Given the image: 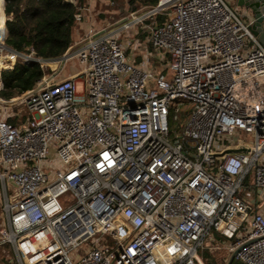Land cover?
Masks as SVG:
<instances>
[{"label": "built area", "instance_id": "2783aa9c", "mask_svg": "<svg viewBox=\"0 0 264 264\" xmlns=\"http://www.w3.org/2000/svg\"><path fill=\"white\" fill-rule=\"evenodd\" d=\"M4 2L0 92L5 70L45 71L32 90L0 96V249L13 263L204 264L219 234L235 260L264 264V45L252 21L226 0H168L132 15L123 30L169 16L149 27L167 56L155 72L91 25L61 59L15 51ZM73 59L80 77L49 72ZM185 102L176 134L170 113L179 119ZM19 108L27 120L8 122Z\"/></svg>", "mask_w": 264, "mask_h": 264}, {"label": "trees", "instance_id": "16d2710c", "mask_svg": "<svg viewBox=\"0 0 264 264\" xmlns=\"http://www.w3.org/2000/svg\"><path fill=\"white\" fill-rule=\"evenodd\" d=\"M135 1L139 5L156 7L163 0ZM75 2L76 0H5L4 11L8 16H13L6 22V45L18 52H33L42 59H61L71 46ZM44 75L45 71L38 63H21L13 69L5 70L2 73L0 96L10 100L32 90ZM24 110L20 116L8 118V122L22 125L29 117ZM216 236L217 240L224 238L219 234ZM212 246H207L201 251L204 263L226 264L224 257L220 262L211 254ZM233 264L242 263L234 260Z\"/></svg>", "mask_w": 264, "mask_h": 264}, {"label": "rangeland", "instance_id": "374dc122", "mask_svg": "<svg viewBox=\"0 0 264 264\" xmlns=\"http://www.w3.org/2000/svg\"><path fill=\"white\" fill-rule=\"evenodd\" d=\"M142 6L139 5L135 0H94V13L93 17L97 28H109L112 29L118 26V23L126 18H131L132 15L137 14L140 11ZM3 16L1 15V18ZM4 18V17H3ZM131 20V19H130ZM139 32V31H138ZM140 33V32H139ZM148 35L144 38L137 37V34L134 35L133 38L130 36V40L132 41V45L130 43L125 42L128 44L129 55L131 56L132 62L136 65L144 64L150 71H162L164 69V58L163 55L156 53L154 50H150L148 48ZM125 39V38H124ZM73 66L80 67L79 62L76 60H69L65 65V68L62 69L59 63H53L49 68V72L58 73V79H62L65 77V73L68 70L72 69ZM61 71V73H59ZM78 92L83 91V85L81 82H78ZM191 110V104L184 103L181 107V113L179 114V119H174L173 115L175 112L172 110L170 113V123L171 127L177 130L176 134H180L185 126V122L187 120V116ZM21 110L16 109L12 111V114L15 116L21 115ZM25 111V110H24ZM26 112V111H25ZM192 147H195L194 141H189L188 143ZM218 245H213L211 247L212 250L211 254L215 256L218 261H222V257L227 260L230 256V248L231 243L229 241L220 242L219 248ZM2 254H0V264H8V260L10 259L9 256H12L8 251V248L1 249ZM202 257V256H201Z\"/></svg>", "mask_w": 264, "mask_h": 264}, {"label": "crops", "instance_id": "0c3cea01", "mask_svg": "<svg viewBox=\"0 0 264 264\" xmlns=\"http://www.w3.org/2000/svg\"><path fill=\"white\" fill-rule=\"evenodd\" d=\"M168 0H163L160 5H162L164 2H166ZM231 7H233L234 9L238 10L240 14H242V16H244V18H246V20H250V12L245 8V7H241L238 5V0H226ZM76 5V11H75V15H74V20H73V26H72V35H71V45L78 43L79 41L83 40L88 32V29L91 25L92 29H94L95 31L97 30H103V29H108V31H110L111 33L116 34V37L119 38L121 41L123 42H127L130 43L132 45V41L130 40V36L131 38L134 37L135 34H137V37L139 38H144L146 35L150 36L149 34V27L151 25L152 22L155 21H163L167 18H169L168 15H159L157 17V19L155 20H144L143 22L139 23V24H135L130 30H123L122 25L124 22L127 21V18L120 21L118 23L117 27H114L112 29L109 28H97V25L95 23L94 17H93V13H94V0H76L75 2ZM158 5V6H160ZM140 8V11L137 14H142L144 12H146L148 9L154 8L153 6H143ZM156 6V7H158ZM1 16V15H0ZM6 20H8L11 16H8L7 14H5ZM140 33H139V32ZM125 38V39H124ZM148 48L150 50H154L156 53L163 55L162 57L164 58V60L162 62H164V69L162 71L167 70V56L160 52V51H156L152 45L149 42V37H148ZM129 50L127 49V55L128 57L131 59V56L129 55ZM77 61V60H76ZM132 61V59H131ZM57 63V62H56ZM80 66V64H79ZM141 67H145L146 69H148V67H146L144 64L139 65ZM82 71V67H75L73 66L72 69L68 70L67 73H65V77L64 78H68L69 76L72 75H79L80 77V72ZM161 71V70H160ZM80 79V78H79ZM12 117V116H10ZM256 210H258L259 212L264 213V198H257L256 199ZM216 234H214V241L212 242L211 245H218L217 248H219L220 242H226L228 240L222 238L220 240H217ZM8 248V247H7ZM6 249V248H3ZM8 251L10 252V248H8ZM0 254H2V250L0 249ZM232 254H230L231 256ZM230 256L227 259V262L230 258ZM9 260H8V264H14L13 263V257L9 256ZM203 261V260H202ZM204 263V261H203ZM205 264V263H204ZM227 264V263H226Z\"/></svg>", "mask_w": 264, "mask_h": 264}, {"label": "water", "instance_id": "95a60500", "mask_svg": "<svg viewBox=\"0 0 264 264\" xmlns=\"http://www.w3.org/2000/svg\"><path fill=\"white\" fill-rule=\"evenodd\" d=\"M238 5L250 12L251 30L258 41L264 45V0H238ZM236 253H232L227 264H233Z\"/></svg>", "mask_w": 264, "mask_h": 264}, {"label": "bare ground", "instance_id": "6f19581e", "mask_svg": "<svg viewBox=\"0 0 264 264\" xmlns=\"http://www.w3.org/2000/svg\"><path fill=\"white\" fill-rule=\"evenodd\" d=\"M3 21H4V18L2 17V18H1V23H2V25H3Z\"/></svg>", "mask_w": 264, "mask_h": 264}]
</instances>
